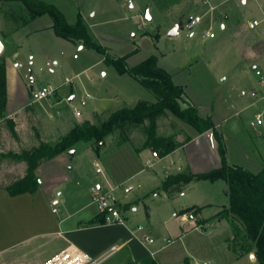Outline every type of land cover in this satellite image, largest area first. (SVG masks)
I'll return each instance as SVG.
<instances>
[{"label":"rangeland","instance_id":"1","mask_svg":"<svg viewBox=\"0 0 264 264\" xmlns=\"http://www.w3.org/2000/svg\"><path fill=\"white\" fill-rule=\"evenodd\" d=\"M44 1L58 6L71 23L81 14L93 37L110 53H131L130 65L155 54L158 64L172 74L176 83L184 85L200 114L212 115L228 163L255 173L264 167V83L255 73V66L264 70V0ZM27 12L20 1L0 0L4 58L10 64L21 62L19 69L29 87L50 84L65 98L54 104V97L52 101L31 97L34 111L27 109L18 120L6 118L0 122V182L6 184L26 172V162L15 156L23 149L41 141L55 143L77 122L99 123L120 107H132L139 100H156L154 93L131 75L120 74L114 65L106 64L99 51L57 36L48 13L23 24ZM197 15L201 21L188 27L187 19ZM181 17L184 26L179 34L170 36V29ZM255 18L261 24L250 28L249 22ZM207 31L215 36H207ZM2 32L9 34L7 40ZM251 50L256 52L255 57ZM71 95L73 99L68 100ZM74 107L80 108V115L75 114ZM258 115L262 123L253 126L251 122ZM140 130L137 128L133 137ZM157 130L178 143L200 133L171 113L158 120ZM116 140L114 135L108 136L99 152L88 142L74 146L76 153L70 156L69 165L78 171L82 182L79 193L85 195V202L97 206L90 186H102V192L116 202L114 206L122 216L121 222L111 223L124 225L137 241L155 250L154 256L162 263L183 264L189 256L193 264H260L251 257L254 252H243L232 240L233 227L227 216L217 215L230 201L223 190L224 181L200 180L170 195L157 187L166 169L175 170V157L167 154L150 165L146 163L149 150L143 149L134 159L117 150ZM202 141L214 161L207 156L195 164L199 162L198 168L218 166L219 144L214 132ZM196 204L202 207L196 219L182 213ZM173 212L178 215L173 216ZM199 220L204 222L198 224ZM108 252L98 258V264H125L123 251Z\"/></svg>","mask_w":264,"mask_h":264},{"label":"trees","instance_id":"2","mask_svg":"<svg viewBox=\"0 0 264 264\" xmlns=\"http://www.w3.org/2000/svg\"><path fill=\"white\" fill-rule=\"evenodd\" d=\"M20 1L27 9L22 23L48 13L53 19V29L57 36L68 40L81 42L90 49H95L103 55L106 64L114 65L120 74L128 73L141 85L151 90L156 96L155 101L139 100L134 106H123L112 111L108 117L99 123L84 121L75 123L70 131L55 143L41 141L30 149H23L15 156L27 164L23 176L6 185L8 191L15 195L22 192H34L39 184L35 174L36 168L44 161L59 153L73 149L79 142H88L99 149L100 142L114 135L117 141H130L139 150L149 147L160 156L169 154L178 145L191 139L188 137L181 143L172 137L158 134V120L168 117L171 113L176 118L192 125L198 132L213 131L219 144L221 165L208 171L193 173L190 170L178 171L169 175L160 189L170 195L182 191L193 181L208 180L211 182L223 180L227 183L229 205L222 212L230 220L233 229L232 240L239 245L243 252H254L260 264H264V167L257 173L235 163H228L225 155L223 140L217 130L216 122L211 114H200L198 106L188 98L185 87L176 83L172 74L158 64L157 56L152 54L137 65H130L128 58L131 53L114 55L108 48L98 42L92 35L89 25L81 14L75 23L68 21L58 6L44 0H15ZM7 102V78L5 59L0 56V111L4 116ZM141 128L137 137L132 133ZM202 207L191 206L183 209L195 218ZM107 211H101L90 219L88 224L106 223ZM204 222V221H203ZM199 220L198 224H202ZM127 264H171L162 263L158 259L148 257L143 261L130 260ZM183 264H193L186 256Z\"/></svg>","mask_w":264,"mask_h":264},{"label":"crops","instance_id":"3","mask_svg":"<svg viewBox=\"0 0 264 264\" xmlns=\"http://www.w3.org/2000/svg\"><path fill=\"white\" fill-rule=\"evenodd\" d=\"M2 34L7 40L9 34L5 32ZM82 47L81 45L80 48ZM251 55L255 57L256 52L251 50ZM15 61L10 64L5 60L7 102L4 116L0 111V122L6 118L18 120L24 117L25 110H35L31 93L32 88L37 87L33 84L30 87L26 85L19 69L21 65L14 66ZM71 96L74 97V95ZM70 97L68 100H71ZM64 98L63 94L58 93L53 103L59 104ZM52 99L53 97L49 100L52 101ZM209 132L210 130L196 133L194 136L190 134L189 141L178 145L169 153L175 157L177 166L174 171L165 170L161 177V184L157 188L160 189L163 181L178 171L190 170L193 173H200L221 165V156L218 166L211 164L206 168H198L196 164L199 162L196 164L194 162L199 158L201 162L203 159L205 161L207 156L214 161L213 157L207 154L206 145H203L202 141ZM116 145L119 152L124 151L134 159L143 149L149 150L150 155L146 163L153 159V150L149 147L136 150L130 141L119 143L117 140ZM92 148L99 152L95 147L92 146ZM74 153L71 154L69 150H66L40 164L35 170L39 184L34 192L27 191L13 195L6 188L7 184L0 182V264H93V261L98 260L104 253L108 251L110 253L113 246H116L117 250L110 255L123 251L121 259L125 264L130 260L141 262L148 257L156 258L154 256L156 251L137 241L134 234L124 225L109 222L87 223L101 210L98 205H93L90 201L85 202V195L79 193L82 182L78 179V171L74 165H69L72 160L70 156ZM162 157L164 156H160L159 159ZM157 160H154V163ZM220 181L223 180L214 182ZM197 182L193 181L187 186H193ZM61 185L64 186L63 190ZM97 187L102 186L97 185ZM223 187L228 202L226 182ZM92 188L90 186V192ZM58 190H62L60 196L62 206L59 205V212L55 213L52 211L51 201ZM200 205L196 204V206ZM226 205L224 204L223 207ZM125 208L126 206L123 207ZM191 218L196 219V217Z\"/></svg>","mask_w":264,"mask_h":264},{"label":"built area","instance_id":"4","mask_svg":"<svg viewBox=\"0 0 264 264\" xmlns=\"http://www.w3.org/2000/svg\"><path fill=\"white\" fill-rule=\"evenodd\" d=\"M201 21V16L197 15L195 17L192 18V20L190 22H186V25L190 28H192L193 24L196 22ZM261 24V20L260 19H253L249 22V27L250 28H257L258 26H260ZM206 35L209 37H214L215 33L213 31H207ZM21 63L19 61H15L14 62V66H20ZM255 73L260 76V82L264 83V70L259 68L258 66H255ZM253 94H255V92H253ZM32 98L33 100H39V99H43V98H51V97H57L58 95V90L55 87H52L50 84L49 85H43L41 87L38 88H32ZM87 97H90L89 94H86ZM82 105L85 104V100H82ZM74 112L76 115H80L81 114V110L79 107H74ZM262 123V120L260 118V116L258 115L256 121H252L251 124L253 126H256V124H260ZM152 157L154 160H157L160 158V155L157 151L153 150L152 151ZM150 159L148 160V163L151 165L154 163V160ZM62 195V190H58L55 193V196L52 198V211L57 213L59 212V205H60V196ZM92 198L93 201L95 203H97V205L99 206L101 211H107V222L111 223V222H121L122 221V216L119 213L118 209L115 208V201H110L109 200V196L105 193L102 192L101 188L99 187H93L92 188ZM185 214V213H184ZM174 216H177L178 214L176 212L173 213ZM139 228H142L141 226H139ZM149 242H153V238H148ZM117 250L116 246H113L110 250V253H113L114 251ZM110 253H107V255H110ZM154 254V253H152ZM105 255V256H107ZM104 256V258H105ZM100 261L96 260L93 261V264H98ZM204 264H209V263H204Z\"/></svg>","mask_w":264,"mask_h":264},{"label":"water","instance_id":"5","mask_svg":"<svg viewBox=\"0 0 264 264\" xmlns=\"http://www.w3.org/2000/svg\"><path fill=\"white\" fill-rule=\"evenodd\" d=\"M147 17H148V19H151V17H150V15L149 14H147ZM192 20V17H189L188 19H187V21L188 22H190ZM184 26V19L181 17L180 19H179V21L170 29V31H169V35L170 36H174V35H177V34H179V32H180V29L182 28ZM4 50H5V44H4V41L1 39V37H0V56H2L3 55V53H4ZM32 86V85H31ZM71 99L73 98V96H71L70 97ZM100 144L101 145H103V144H105V141H101L100 142ZM75 152V149H70L69 150V153H74ZM251 257L252 258H255L256 256H255V254H253V253H251Z\"/></svg>","mask_w":264,"mask_h":264}]
</instances>
